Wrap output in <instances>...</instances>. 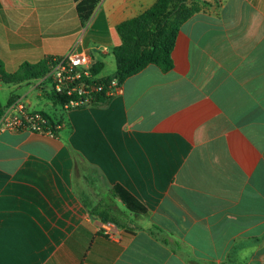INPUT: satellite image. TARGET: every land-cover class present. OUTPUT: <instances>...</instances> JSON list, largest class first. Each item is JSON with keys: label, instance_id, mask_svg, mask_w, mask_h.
Returning a JSON list of instances; mask_svg holds the SVG:
<instances>
[{"label": "crops", "instance_id": "crops-1", "mask_svg": "<svg viewBox=\"0 0 264 264\" xmlns=\"http://www.w3.org/2000/svg\"><path fill=\"white\" fill-rule=\"evenodd\" d=\"M184 1L173 68L105 104L54 119L33 81L11 85L62 127L0 130V264H264V0ZM155 2L100 0L82 24L76 0H0L4 70L84 51L112 75L118 25Z\"/></svg>", "mask_w": 264, "mask_h": 264}, {"label": "trees", "instance_id": "trees-1", "mask_svg": "<svg viewBox=\"0 0 264 264\" xmlns=\"http://www.w3.org/2000/svg\"><path fill=\"white\" fill-rule=\"evenodd\" d=\"M77 13L82 24L90 18L100 0H76ZM197 11L193 6H186L184 0H156L145 12L137 17L120 23L117 27L122 44L113 50L115 72L101 76L102 81L117 79L122 84L127 78L137 74L149 65L168 72L173 68L172 52L182 24ZM52 61L45 58L36 64L22 63L13 73L4 70L0 60V81L8 85H21L42 78ZM101 66L92 65L91 72L100 75ZM54 105L64 103V98L46 93ZM10 98L8 104L12 101ZM109 97L99 96L94 104L106 103ZM93 104V105H94ZM5 106L0 105V117ZM46 120V126L54 129L55 121L46 113L39 112ZM61 124L60 122H57ZM59 130L54 133L57 135ZM112 193L124 208L134 215H145L146 208L130 193L120 186H113Z\"/></svg>", "mask_w": 264, "mask_h": 264}, {"label": "built area", "instance_id": "built-area-1", "mask_svg": "<svg viewBox=\"0 0 264 264\" xmlns=\"http://www.w3.org/2000/svg\"><path fill=\"white\" fill-rule=\"evenodd\" d=\"M51 61L46 74L32 84L35 89L64 98L65 102L59 105L63 110L91 106L97 97H111L120 89L117 79L105 82L91 72L92 58L84 51L52 58ZM44 83L49 85L47 89L43 87ZM12 98L0 117V130L29 131L49 137H55L56 130L60 131L61 124L56 122L54 129L46 126L41 113L29 111L22 98Z\"/></svg>", "mask_w": 264, "mask_h": 264}, {"label": "rangeland", "instance_id": "rangeland-1", "mask_svg": "<svg viewBox=\"0 0 264 264\" xmlns=\"http://www.w3.org/2000/svg\"><path fill=\"white\" fill-rule=\"evenodd\" d=\"M92 53L94 54L95 59L99 60L98 55L95 52V49L92 50ZM112 63H114V61L112 59V55H109L106 60H103L104 68H103L102 73L112 72L113 67H114ZM28 86H29L28 84L23 85L21 87L22 88L21 92H25L29 88L31 89V87H28ZM43 87L47 89L49 87V85L47 83H44ZM36 92H37L36 90L32 89V91L29 94L34 95V93H36ZM15 94L20 95L21 93L19 92L18 89H13V87L11 85H4V84L0 85V103L1 104H5L8 101V99L10 98V96L15 95ZM45 95H46V93L42 91V96L45 97ZM40 102L44 103L45 105L47 104L46 111L52 118L56 119L59 117V115L62 112V108L59 105H54L53 102L49 101L46 98H41ZM7 105H8V103H7ZM111 205H113V203ZM119 206H122V205L119 203ZM120 208L123 211H125L127 214H130L129 212H127L124 209L123 206Z\"/></svg>", "mask_w": 264, "mask_h": 264}]
</instances>
